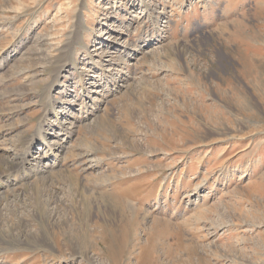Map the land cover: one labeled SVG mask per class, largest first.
I'll list each match as a JSON object with an SVG mask.
<instances>
[{
  "label": "rangeland",
  "instance_id": "374dc122",
  "mask_svg": "<svg viewBox=\"0 0 264 264\" xmlns=\"http://www.w3.org/2000/svg\"><path fill=\"white\" fill-rule=\"evenodd\" d=\"M0 264H264V0H0Z\"/></svg>",
  "mask_w": 264,
  "mask_h": 264
},
{
  "label": "bare ground",
  "instance_id": "6f19581e",
  "mask_svg": "<svg viewBox=\"0 0 264 264\" xmlns=\"http://www.w3.org/2000/svg\"><path fill=\"white\" fill-rule=\"evenodd\" d=\"M232 3H230V5H231ZM232 11V9H230L229 10V12H231ZM225 12H228V10L227 11H225ZM76 32H77V29H75L74 31H73V34H76ZM260 36V35H259ZM67 45H65L62 49H61V55H60V57H61V60H63V59H65V57L66 56H70V48H71V46L74 44V42H73V40L72 39H70V41H68L67 43H66ZM262 44V43H261ZM263 48V45H261V48L260 49H262ZM72 53V52H71ZM21 64L20 65H18L17 67H18V69H24V68H27L28 67V64H26V63H24V62H20ZM65 64V62H63L62 64H61V67L63 66ZM39 130V129H38ZM58 137V136H57ZM57 137H54V139H52V141H53V146L55 145H59L60 143L58 142V139L56 140V138ZM25 157V156H24ZM24 157H22V160H21V162H24ZM19 167V166H18ZM45 172V171H44ZM99 242V241H98Z\"/></svg>",
  "mask_w": 264,
  "mask_h": 264
}]
</instances>
